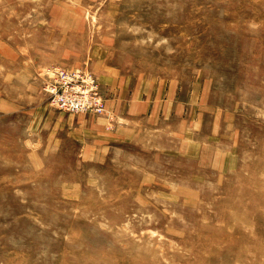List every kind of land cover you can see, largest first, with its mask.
Wrapping results in <instances>:
<instances>
[{"label": "rangeland", "instance_id": "obj_1", "mask_svg": "<svg viewBox=\"0 0 264 264\" xmlns=\"http://www.w3.org/2000/svg\"><path fill=\"white\" fill-rule=\"evenodd\" d=\"M0 264H264V0H0Z\"/></svg>", "mask_w": 264, "mask_h": 264}, {"label": "built area", "instance_id": "obj_2", "mask_svg": "<svg viewBox=\"0 0 264 264\" xmlns=\"http://www.w3.org/2000/svg\"><path fill=\"white\" fill-rule=\"evenodd\" d=\"M46 90L51 105L67 112L102 113L105 109L97 79L83 70L55 68Z\"/></svg>", "mask_w": 264, "mask_h": 264}]
</instances>
